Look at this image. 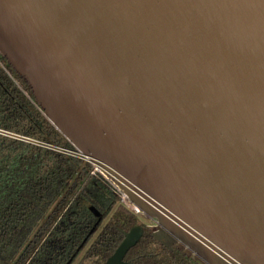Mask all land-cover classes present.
<instances>
[{
  "label": "water",
  "instance_id": "1",
  "mask_svg": "<svg viewBox=\"0 0 264 264\" xmlns=\"http://www.w3.org/2000/svg\"><path fill=\"white\" fill-rule=\"evenodd\" d=\"M0 57L153 240L264 264V0H0Z\"/></svg>",
  "mask_w": 264,
  "mask_h": 264
},
{
  "label": "trees",
  "instance_id": "2",
  "mask_svg": "<svg viewBox=\"0 0 264 264\" xmlns=\"http://www.w3.org/2000/svg\"><path fill=\"white\" fill-rule=\"evenodd\" d=\"M42 145L74 151L0 57V264H104L138 224L137 215L90 175L91 164ZM91 207L102 221L76 254L97 221ZM124 261L188 264L149 230Z\"/></svg>",
  "mask_w": 264,
  "mask_h": 264
},
{
  "label": "built area",
  "instance_id": "3",
  "mask_svg": "<svg viewBox=\"0 0 264 264\" xmlns=\"http://www.w3.org/2000/svg\"><path fill=\"white\" fill-rule=\"evenodd\" d=\"M19 139V138H17ZM22 139V138H21ZM24 140V139H23ZM24 141H28L30 143H35L37 145H39L38 143L34 142V141H30V140H24ZM42 147L46 148V149H50V150H54V151H57L59 153H62L66 156H69V157H74V158H78V159H82L83 158L78 154V152L74 149V151H70V150H67V149H62V148H56V147H53V146H48V145H42ZM94 175V173L92 174ZM107 184V186L109 187L110 191L118 198L119 200V203L121 205H123L124 207H126L128 210H130L131 212H133L134 214H137L136 211L137 210H134L133 208H131L128 204V200L127 198L123 195L122 192H120L118 190V188H116L114 185H111V182L110 184L108 185L107 182H105Z\"/></svg>",
  "mask_w": 264,
  "mask_h": 264
},
{
  "label": "flooded vegetation",
  "instance_id": "4",
  "mask_svg": "<svg viewBox=\"0 0 264 264\" xmlns=\"http://www.w3.org/2000/svg\"><path fill=\"white\" fill-rule=\"evenodd\" d=\"M137 215V219H138V224L137 225H140L142 228H143V235H144V231L145 230H149L150 232V236H151V233H152V228L153 226L155 225L153 222L151 221H148L146 220L143 216L139 215V214H136ZM142 235V237H143ZM141 237V238H142ZM152 238V237H151ZM155 241V240H154ZM156 243L160 244L159 242L155 241ZM161 245V244H160ZM163 246V245H161ZM164 247V246H163ZM165 248V247H164ZM169 251H171L173 254L177 255L181 260L187 262L188 264H191L192 262L196 263V264H199L197 263L192 257L190 258H186L184 257L183 253L182 252H179L177 249H176V246H173L172 249H168V248H165ZM183 257V258H182Z\"/></svg>",
  "mask_w": 264,
  "mask_h": 264
},
{
  "label": "rangeland",
  "instance_id": "5",
  "mask_svg": "<svg viewBox=\"0 0 264 264\" xmlns=\"http://www.w3.org/2000/svg\"><path fill=\"white\" fill-rule=\"evenodd\" d=\"M94 173L93 176H96L97 178H99L100 180H103L104 182H107L108 185L110 184V180L108 179V177H106V175L104 173H101V172H98L95 167L92 168L91 172H90V175H92ZM111 185H114L113 182H111ZM132 206H134L132 204ZM135 207V206H134Z\"/></svg>",
  "mask_w": 264,
  "mask_h": 264
},
{
  "label": "bare ground",
  "instance_id": "6",
  "mask_svg": "<svg viewBox=\"0 0 264 264\" xmlns=\"http://www.w3.org/2000/svg\"><path fill=\"white\" fill-rule=\"evenodd\" d=\"M96 167V170L98 171V172H101V173H104L105 175H106V177H113V175L110 173V172H108V171H106L105 169H103L102 167H100V166H95ZM114 178V177H113ZM128 204H129V206L131 207V208H133L134 210H138V208L135 206H132V203L130 202V201H128Z\"/></svg>",
  "mask_w": 264,
  "mask_h": 264
}]
</instances>
